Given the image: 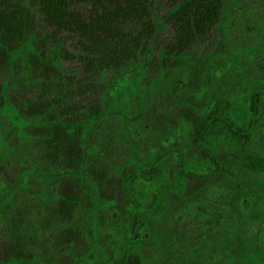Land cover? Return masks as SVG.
Masks as SVG:
<instances>
[{"label": "rangeland", "instance_id": "1", "mask_svg": "<svg viewBox=\"0 0 264 264\" xmlns=\"http://www.w3.org/2000/svg\"><path fill=\"white\" fill-rule=\"evenodd\" d=\"M82 1L72 0L71 6L80 12L82 19L88 20L93 7ZM171 9L169 0H154L152 18L160 27L152 51L157 58L151 68L144 72L139 64H131L116 73L90 71L83 58L81 37L49 25L39 7H31L34 28L30 37L39 45L44 60L61 74V79L51 78V90H43L41 81L45 78L40 76L43 72L29 71L24 57L0 70V84L5 91L0 95V140L5 143L0 148V198L7 194L3 204L6 208L0 210V264L3 244L15 228L8 226L9 212L13 214L9 219L17 223L15 233H26L30 241L38 242L29 246L35 261L20 264H51L52 258L63 264L71 253L53 242L58 232L65 226L84 231L94 221L89 209H81L72 224L64 226L52 215L56 185L51 174L58 173L59 168L42 161L43 137L37 125L45 115L33 113L34 109L50 104L55 97L57 102H51L54 105L50 110L64 112L60 116L67 121L107 110L97 123H87L86 145L93 154V162L110 169L124 163L132 148L120 137L121 118L114 115L117 113L114 109L131 114L144 103L142 108L177 114L184 108L185 91L173 95L172 88L182 82L183 76H178V71L185 67L174 68L173 71L178 70L177 76L168 78L159 73L157 64L173 42L167 23ZM125 27H129L128 23ZM184 57L186 62L208 60L213 86L222 93V86L227 84L225 92L246 103L245 96L251 90L264 87V0H224L222 14L211 35L194 43ZM128 77L138 79L141 92L147 90L144 101H133L129 91L115 90L120 79ZM4 103L17 110L19 124L13 123ZM131 136L143 153L158 139L170 145L189 142L192 131L180 122L162 136L141 118L132 124ZM223 149L236 160L234 176L207 185L196 197L167 204L157 225L159 233L171 229V241L165 245L157 242L156 234L142 231L144 242L139 252L145 264H264V170L246 168L242 162L245 154L264 155V130L256 127L248 142L228 141ZM176 167L177 163L169 169L170 178ZM28 171L32 176L24 182L22 177ZM195 184L194 180L189 182L190 187ZM5 190L10 193H4ZM150 200L153 203V198ZM102 222L104 241L113 245L122 230L120 217L108 212Z\"/></svg>", "mask_w": 264, "mask_h": 264}, {"label": "trees", "instance_id": "2", "mask_svg": "<svg viewBox=\"0 0 264 264\" xmlns=\"http://www.w3.org/2000/svg\"><path fill=\"white\" fill-rule=\"evenodd\" d=\"M82 2L93 7L88 20L82 19L80 12L71 6L72 0H0V70L18 57H24L29 71L43 72L44 75H40L45 78L41 81L43 90H51V78L61 77L53 64L44 60L39 45L30 37L34 28L31 7L35 6L49 25L81 37L83 58L90 71L121 73L131 64H139L144 72L151 68L157 58L152 51L160 27L152 18L154 0ZM169 2L172 9L167 23L174 38L169 52L162 53L157 64L159 73L168 78L177 76L178 70L173 71L174 68L185 67L182 72L178 71L183 79L173 86L172 94L185 91L186 105L177 114L142 108L144 103L131 114L121 108L114 109L117 111L114 115L121 118L120 137L132 147L124 163L110 169L97 164L86 145L87 123H97L107 110L67 121L60 116L64 112L50 110L54 105L51 102H57L55 97L50 104L33 110L45 115L37 125L43 137L42 161L59 168L58 173L51 174L56 185L52 215L59 223L63 222V226L72 224L81 209H89L94 219L93 225L84 231L65 226L58 232L53 242L71 253L63 264H145L139 252L144 242L140 236L142 231L148 230L157 235V242L169 244L171 229H162L159 233L157 225L167 204L196 197L207 185L231 179L236 160L223 149L225 142L242 144L250 140L254 128L264 130V87L251 90L245 96L246 103L242 104L232 93L225 92L227 84L222 86V93L213 86L208 60L186 62L184 57L194 43L211 35L222 14L224 0ZM127 23L129 27H125ZM115 90L129 91V97L137 102L144 101L147 92H141L138 79L131 77L121 78ZM4 92L0 84V95ZM5 105L13 123L19 124L17 110ZM141 118L162 136L181 122L191 128L192 138L189 142L172 145L158 139L140 153L138 142L131 136V126ZM4 145L0 140V148ZM242 162L246 168L264 170V155L245 154ZM175 163L178 167L170 178L169 169ZM31 176L28 171L22 179L27 182ZM192 180L196 184L190 187ZM4 193L9 194L10 190ZM5 196L7 194L0 198L2 211L6 208ZM108 212L119 215L122 222L120 237L113 245L106 244L102 233V221ZM11 215L13 217L9 212L6 221L10 229L17 227V223L9 219ZM15 228L10 230L9 239L3 244L1 264L34 262L35 254L29 246L38 242L30 241L26 233H15ZM57 261L50 260L51 264Z\"/></svg>", "mask_w": 264, "mask_h": 264}]
</instances>
